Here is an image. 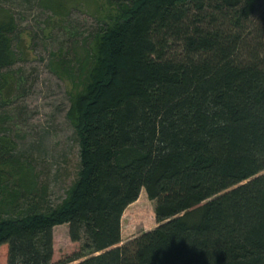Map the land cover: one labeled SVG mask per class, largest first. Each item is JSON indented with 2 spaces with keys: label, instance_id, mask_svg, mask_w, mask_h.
<instances>
[{
  "label": "trees",
  "instance_id": "obj_1",
  "mask_svg": "<svg viewBox=\"0 0 264 264\" xmlns=\"http://www.w3.org/2000/svg\"><path fill=\"white\" fill-rule=\"evenodd\" d=\"M111 4L68 74L78 165L58 203L0 136V263L264 264V0ZM14 27L0 14V70ZM140 189L156 225L121 241ZM60 224L80 245L53 262Z\"/></svg>",
  "mask_w": 264,
  "mask_h": 264
},
{
  "label": "rangeland",
  "instance_id": "obj_2",
  "mask_svg": "<svg viewBox=\"0 0 264 264\" xmlns=\"http://www.w3.org/2000/svg\"><path fill=\"white\" fill-rule=\"evenodd\" d=\"M111 5V0H0V14L10 15L15 26L8 36L14 62L0 70V136L15 159L30 164L52 206L64 196L78 165L67 119L73 93L68 74L75 76L76 59ZM155 225L154 201L140 189L121 214L120 239ZM79 245L68 239L66 224L52 228L53 262Z\"/></svg>",
  "mask_w": 264,
  "mask_h": 264
}]
</instances>
